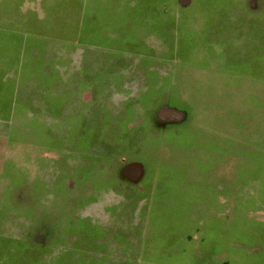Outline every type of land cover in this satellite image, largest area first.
Masks as SVG:
<instances>
[{
    "label": "rangeland",
    "instance_id": "obj_1",
    "mask_svg": "<svg viewBox=\"0 0 264 264\" xmlns=\"http://www.w3.org/2000/svg\"><path fill=\"white\" fill-rule=\"evenodd\" d=\"M241 34L225 33L218 47H194L193 54L184 43L182 54L172 56L175 63L154 65L172 67L162 87L150 74L139 80L143 98L156 90L162 93L156 102L169 106L162 122L157 112L147 114L153 122L146 143H112L109 152L90 158L84 147L66 151L86 131L85 118L68 129L73 115L43 122L22 111L12 127L0 128L6 134L0 140V209L12 215L0 224V264H264V68L254 63L261 55L244 38L234 43ZM112 129L104 139H118L120 130ZM86 147L103 152L95 143ZM133 162L141 177L130 182L121 173ZM76 170L86 171L79 185ZM121 192L124 199L117 197ZM98 194L95 209L86 205ZM139 211L145 217L140 223ZM101 212L116 239L113 252L103 249L100 229L99 254L92 257L75 256L71 241L53 239L57 221ZM126 229L131 237L124 248Z\"/></svg>",
    "mask_w": 264,
    "mask_h": 264
},
{
    "label": "crops",
    "instance_id": "obj_2",
    "mask_svg": "<svg viewBox=\"0 0 264 264\" xmlns=\"http://www.w3.org/2000/svg\"><path fill=\"white\" fill-rule=\"evenodd\" d=\"M186 11L190 18L183 16ZM263 15L264 0H0V128L12 127L11 120L22 111L43 122H67L74 117L73 124L65 123L66 128H76L81 118H85V126L98 127L101 107L110 114L109 130H125L118 139H104L106 143H131L132 138L146 143L153 122L147 114L157 112L155 119L162 122L169 106L156 102L162 96L156 90L143 98L138 92L139 80L150 74L162 87L163 80L172 79V67L157 69L154 65H172L176 61L173 54H182L184 43L191 47L186 51L189 54L195 52L194 47H218L222 35L229 32L242 33L234 43L244 38L261 55L262 60L254 63L264 68ZM126 80L134 82L129 85ZM122 89L127 93L116 101ZM70 96L73 100L65 101ZM170 107L180 117L184 113ZM3 136L1 131L0 140ZM161 142L155 138V143ZM135 163L122 170L129 181L134 180L136 171L129 172V168ZM76 172L79 181L75 185H79L86 171ZM99 195L91 196L86 205L95 209ZM124 195L121 192L117 197L124 199ZM139 209L140 205L134 211ZM97 215L57 221L53 239L63 237L65 245L71 241L75 256L92 257L99 254L100 229L103 249L113 252L116 239L105 230L110 220L102 212ZM138 217L135 222L145 221L140 211ZM11 218L0 209V224ZM124 221L135 225L126 217ZM123 233L125 248L131 236L127 229Z\"/></svg>",
    "mask_w": 264,
    "mask_h": 264
},
{
    "label": "trees",
    "instance_id": "obj_3",
    "mask_svg": "<svg viewBox=\"0 0 264 264\" xmlns=\"http://www.w3.org/2000/svg\"><path fill=\"white\" fill-rule=\"evenodd\" d=\"M98 115H99V118L102 119L101 121H99V126L98 127H90V126L88 127V126L84 125L85 127H83V128H84V130H86L84 132V134L81 137H79V135H78L76 138V141L74 140V142L71 143V144H75V145L72 146L71 149L66 148V151H72V149L73 150L75 149V151H76L77 147H84L83 150L86 151V152H84L85 154L98 155V154L104 153L105 151L109 152L111 150L112 145L109 146V144H112V143H106L104 141V138H103L104 134L106 135L107 133H109L113 130V129L109 130L110 128L108 127V125L112 122V120L110 119V114L107 112H104V110H102V108L100 107ZM117 129L120 130L119 131L120 136L125 133V130L123 128H117ZM117 132L118 131H116V133ZM90 143H95L99 147L101 146L100 148L103 149V152L102 151L101 152H94L93 150H90L89 148H87L86 145L90 144ZM117 143H122V142H117ZM75 151H73V152H75Z\"/></svg>",
    "mask_w": 264,
    "mask_h": 264
},
{
    "label": "water",
    "instance_id": "obj_4",
    "mask_svg": "<svg viewBox=\"0 0 264 264\" xmlns=\"http://www.w3.org/2000/svg\"><path fill=\"white\" fill-rule=\"evenodd\" d=\"M140 170H141V166L139 163H135L130 166L129 172L136 171V173H133V176H135V178H133L134 180H136L139 177Z\"/></svg>",
    "mask_w": 264,
    "mask_h": 264
},
{
    "label": "flooded vegetation",
    "instance_id": "obj_5",
    "mask_svg": "<svg viewBox=\"0 0 264 264\" xmlns=\"http://www.w3.org/2000/svg\"><path fill=\"white\" fill-rule=\"evenodd\" d=\"M179 115V114H178ZM177 115V116H178ZM180 117V116H179ZM163 121V120H162ZM109 146H110V144H109ZM90 155H92V154H90ZM88 157H90V158H92V157H94L95 155L93 154L92 156H89V155H87ZM97 157H98V155H96ZM107 158V157H106ZM109 158H113V157H109Z\"/></svg>",
    "mask_w": 264,
    "mask_h": 264
}]
</instances>
